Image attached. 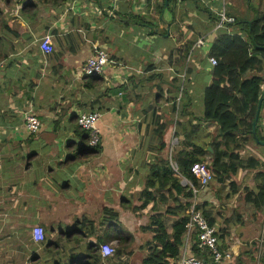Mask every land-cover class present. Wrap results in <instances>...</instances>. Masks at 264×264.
Listing matches in <instances>:
<instances>
[{"label": "crops", "instance_id": "1", "mask_svg": "<svg viewBox=\"0 0 264 264\" xmlns=\"http://www.w3.org/2000/svg\"><path fill=\"white\" fill-rule=\"evenodd\" d=\"M241 1L0 0V264H73L88 244L98 249L95 264H140L160 249L151 241L154 215L171 234L191 194L167 186L148 203L145 182L162 157L194 143L210 165L219 141L217 122L202 118L211 83L206 54L220 34L242 32L234 21L256 16L260 0L252 7L243 0L247 17L238 15ZM220 13L233 21L217 28ZM44 35L51 36L47 53L39 46ZM199 38L204 43L195 46ZM95 45L110 62L92 79L82 66ZM28 107L40 122L35 134L24 126ZM79 111L99 115L101 140L85 153H78ZM234 152L238 158L222 159L223 179L213 178L198 203L234 264H259L264 145L247 139ZM176 208L180 214H170ZM36 226L43 241L32 237ZM192 236H182L178 255L192 253ZM100 244L114 254L102 258Z\"/></svg>", "mask_w": 264, "mask_h": 264}, {"label": "trees", "instance_id": "2", "mask_svg": "<svg viewBox=\"0 0 264 264\" xmlns=\"http://www.w3.org/2000/svg\"><path fill=\"white\" fill-rule=\"evenodd\" d=\"M250 1L247 0V4L252 7ZM254 10L256 16L252 20L234 21V24H240L241 33L220 34L206 54L208 57H214L217 63L211 66V83L205 89V111L202 118L203 120L216 121L218 124L216 139L219 142L215 144L213 155L209 160L214 178L216 177L220 181L225 175L222 159L224 157L238 158L239 155L234 150L239 149L247 139L256 142L251 134V127L260 96L263 99L256 125V135L259 140H264V136L258 130L261 125V112L264 110V75L262 73L264 68V10L259 8H254ZM248 71L251 73L245 75ZM241 109L242 111L249 109V113L245 116H239L237 112ZM77 129L80 131L84 144L78 153L95 150V148L92 149L88 146L87 132L79 126ZM229 143L232 145L230 146ZM186 147L176 156H164L159 162L151 166L145 182V202H153L154 192L167 186L174 188L178 194L187 196L191 194L188 186H183L180 179L185 178L196 184L197 181L191 172V166L195 162L203 161L207 152L197 143ZM164 151L165 144L161 142L160 152L164 154ZM171 159L175 162L176 169L172 166ZM230 167L234 168L232 165ZM188 205L185 204L180 209L183 211ZM168 212L166 211V214ZM170 214L179 215L180 212L176 208ZM204 215L207 217L206 214ZM186 220L187 215L175 220L172 232L168 234L162 221V215H154L150 227L151 241L156 242L160 249L158 251L152 250L141 260L140 264H174V259L178 256L179 247L182 243V236L185 233ZM208 223L212 224L210 220ZM192 237L195 241L191 247L192 253L197 256L203 255L196 246L195 235ZM116 238L121 243L122 234L120 233ZM87 250L86 255L77 261L73 260L72 263L95 264L94 258L98 249H93L91 244H88ZM252 252L253 249H250L249 253ZM251 261H254L252 256ZM236 263L245 264L241 260L236 261ZM259 264H264V257L261 258Z\"/></svg>", "mask_w": 264, "mask_h": 264}, {"label": "built area", "instance_id": "3", "mask_svg": "<svg viewBox=\"0 0 264 264\" xmlns=\"http://www.w3.org/2000/svg\"><path fill=\"white\" fill-rule=\"evenodd\" d=\"M233 19L225 16L223 13L219 14L217 28L223 27L225 23L232 22ZM204 43L203 38H199L195 46H200ZM51 36L44 35L40 40V48L47 53L52 50ZM212 65L217 63L214 57H209ZM110 62L109 54L104 47L93 46L92 54L86 59L82 66V73L88 76L99 75L103 73L105 66ZM1 66V65H0ZM264 87V84H263ZM97 112L79 111L77 113L78 126L87 132V143L89 146H96L101 138L97 128L98 120ZM24 126L32 134L39 130V119L31 107H28L23 112ZM176 169V167H175ZM191 172L194 175L197 183L182 178L185 184L191 191L189 205L187 209V220L185 222V236L189 239L190 236L195 235L196 246L203 253V255H194L193 253H185L178 255L174 264H234L232 260V253L229 249H222L219 246V238L215 227L210 225L203 213L202 208L198 203V196L201 191L205 190L209 183L214 178V173L207 161L195 162L191 166ZM39 230V231H38ZM32 237L34 240H44V230L40 226L32 229ZM99 255L102 258L112 256L114 248L108 244L99 245ZM105 247L112 249L110 255H103L102 250Z\"/></svg>", "mask_w": 264, "mask_h": 264}, {"label": "water", "instance_id": "4", "mask_svg": "<svg viewBox=\"0 0 264 264\" xmlns=\"http://www.w3.org/2000/svg\"><path fill=\"white\" fill-rule=\"evenodd\" d=\"M262 99H263V97L260 96L258 101H257V106H256L254 118L252 120L251 134L253 135V137L257 141V143L264 145V140H259L257 138V135H256V125H257V121H258V116H259V112H260Z\"/></svg>", "mask_w": 264, "mask_h": 264}, {"label": "rangeland", "instance_id": "5", "mask_svg": "<svg viewBox=\"0 0 264 264\" xmlns=\"http://www.w3.org/2000/svg\"><path fill=\"white\" fill-rule=\"evenodd\" d=\"M254 1H256V0H254ZM257 2V1H256ZM260 9L261 10H264V0H260ZM240 5H238L237 4V6H238V9L240 10L241 9V13H238V15L239 16H242V17H247V16H250L251 15V13H250V11L247 9V7H246V4H245V2L242 0L240 3H239ZM256 141V140H255ZM256 143H257V141H256Z\"/></svg>", "mask_w": 264, "mask_h": 264}, {"label": "clouds", "instance_id": "6", "mask_svg": "<svg viewBox=\"0 0 264 264\" xmlns=\"http://www.w3.org/2000/svg\"><path fill=\"white\" fill-rule=\"evenodd\" d=\"M39 231V230H38ZM112 252V249H110L109 247H105L103 250H102V254L107 256V255H110Z\"/></svg>", "mask_w": 264, "mask_h": 264}]
</instances>
